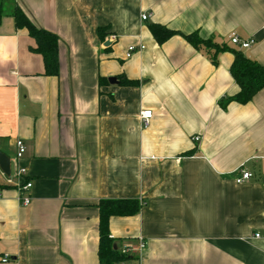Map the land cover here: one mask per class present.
<instances>
[{"label": "crops", "instance_id": "obj_1", "mask_svg": "<svg viewBox=\"0 0 264 264\" xmlns=\"http://www.w3.org/2000/svg\"><path fill=\"white\" fill-rule=\"evenodd\" d=\"M16 8L57 37V76L15 28ZM0 10V152L12 161L16 141L25 146V176L0 171V260L98 264L99 201L137 200L139 213L109 219L119 249L145 242L125 264H264V88L246 105L227 100L238 92L229 35L252 37L241 52L264 67V0H0ZM151 25L178 35L158 44ZM191 34L228 50L214 65L181 36ZM240 169L252 178L237 185Z\"/></svg>", "mask_w": 264, "mask_h": 264}, {"label": "trees", "instance_id": "obj_2", "mask_svg": "<svg viewBox=\"0 0 264 264\" xmlns=\"http://www.w3.org/2000/svg\"><path fill=\"white\" fill-rule=\"evenodd\" d=\"M2 11L0 10V21ZM13 21L16 29H26L29 36L35 41L33 52L39 54L43 59L44 72L47 76L58 74V39L55 35L37 29L27 18L25 13L16 8L13 12ZM149 30L158 44L178 35L164 27L151 25ZM101 36V29L98 30ZM183 39L194 49H203L210 55L211 61L216 65V57L221 52L227 51L224 45L213 44L210 40L203 41L196 34L181 35ZM237 49V48H236ZM233 62L230 66V75L235 82L238 92L227 99L240 105H246L253 97L264 88V67L255 61L245 57L240 50H232ZM120 85L133 86L131 81H120ZM221 105H223L221 103ZM141 204L137 200H101L98 209V264H120L126 263L130 258L123 256L117 246V242L110 237L109 219L112 217H131L139 213ZM116 246V249H114ZM2 259V258H1ZM1 264V262H0Z\"/></svg>", "mask_w": 264, "mask_h": 264}, {"label": "built area", "instance_id": "obj_3", "mask_svg": "<svg viewBox=\"0 0 264 264\" xmlns=\"http://www.w3.org/2000/svg\"><path fill=\"white\" fill-rule=\"evenodd\" d=\"M149 18V15L143 14L141 15V21H146ZM229 43L237 48L240 51L248 50L250 49L254 44L255 40L250 37L246 40L240 39L236 34H231L228 36ZM143 47H140L139 50H142ZM136 47H129L125 57L128 59L131 57V55L136 51ZM152 112L150 110H145L139 115L140 122L144 128L149 127L150 121L152 119ZM194 141L197 142L198 138H194ZM16 152L14 155V158L11 161V171H10V178L15 179H22L25 176V170L19 166V161L22 158L23 154L25 153V146L22 141L18 140L15 143ZM252 178V174L247 172L246 170L240 169L238 171V176L235 179V182L237 185H242L244 183H247ZM31 183H24L23 185H20L17 187L18 193H19V202L22 206L27 207L30 204L31 197L29 195V190L31 189ZM255 239H259L260 235L255 234ZM145 247V242L142 239H139L138 244L136 248L131 249L130 247H122L120 249V253L123 256H128L130 252L139 253L141 252ZM9 260L8 257H2L0 262L2 264L7 263ZM125 264V263H120Z\"/></svg>", "mask_w": 264, "mask_h": 264}, {"label": "water", "instance_id": "obj_4", "mask_svg": "<svg viewBox=\"0 0 264 264\" xmlns=\"http://www.w3.org/2000/svg\"><path fill=\"white\" fill-rule=\"evenodd\" d=\"M108 81L111 84H115L116 83V79L115 78H110ZM0 171H1V173L4 176H6V177L10 176L11 160L9 159V157L5 156L1 152H0ZM114 249H116V246H114Z\"/></svg>", "mask_w": 264, "mask_h": 264}]
</instances>
